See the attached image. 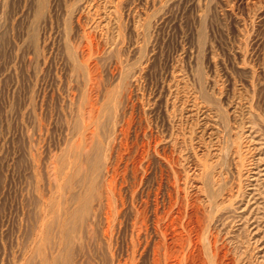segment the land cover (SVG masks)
Segmentation results:
<instances>
[{
    "label": "rangeland",
    "instance_id": "obj_1",
    "mask_svg": "<svg viewBox=\"0 0 264 264\" xmlns=\"http://www.w3.org/2000/svg\"><path fill=\"white\" fill-rule=\"evenodd\" d=\"M0 264H264V0H0Z\"/></svg>",
    "mask_w": 264,
    "mask_h": 264
},
{
    "label": "bare ground",
    "instance_id": "obj_2",
    "mask_svg": "<svg viewBox=\"0 0 264 264\" xmlns=\"http://www.w3.org/2000/svg\"><path fill=\"white\" fill-rule=\"evenodd\" d=\"M92 160L93 159H89L88 157L84 158L83 159V162L85 163L86 167H88V168L86 169L85 172H83V174L82 173H79L78 170L77 171L75 170L76 171V174L75 175L73 174V177L74 176L77 177V175H97L99 173V171H100V164H101L102 160H100V158L98 156H97V158H96V160L94 162H92ZM73 177H72V179H73ZM72 179H71V181H72ZM71 181H70V183H71ZM91 189L93 190L94 188L91 187ZM90 193H92V192H90ZM90 193L86 197H82L80 199V201L78 203V207L76 208V210L74 212H72V215L73 216L74 215L79 216V215H82L85 212V210L87 209V204H88L89 200L91 199ZM213 194H215V193H213ZM213 194H212V197H213ZM212 197L210 199H212ZM213 199H215V198H213ZM72 201H73V198H72ZM59 215H60V213H59ZM69 218H71V217L69 216ZM67 220H69V219H67ZM68 226H70V227H68ZM65 227H67V228L63 231V234H62L63 237H62V239H65L66 240L69 229L71 227L74 228L75 227V223L74 224H66Z\"/></svg>",
    "mask_w": 264,
    "mask_h": 264
}]
</instances>
